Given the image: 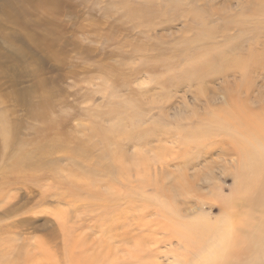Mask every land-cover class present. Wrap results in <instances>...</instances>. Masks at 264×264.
I'll use <instances>...</instances> for the list:
<instances>
[{"label": "rangeland", "instance_id": "1", "mask_svg": "<svg viewBox=\"0 0 264 264\" xmlns=\"http://www.w3.org/2000/svg\"><path fill=\"white\" fill-rule=\"evenodd\" d=\"M255 7L0 0V264L191 260L156 198L184 219L224 213L240 163L230 136L264 121Z\"/></svg>", "mask_w": 264, "mask_h": 264}, {"label": "bare ground", "instance_id": "2", "mask_svg": "<svg viewBox=\"0 0 264 264\" xmlns=\"http://www.w3.org/2000/svg\"><path fill=\"white\" fill-rule=\"evenodd\" d=\"M255 1L256 9L264 8L263 0ZM202 28L205 29L203 24ZM221 63L220 57L211 60L214 66ZM251 63L264 67V56L253 59ZM218 127L212 130L193 128V142L185 145L199 146L207 136L224 129L223 126ZM258 127L259 131L253 135L248 132L245 137L230 136L234 137L235 153L240 163L233 193L230 199L222 200L225 210L218 220L211 222L203 214L181 218L176 207L156 198L162 222L171 225V231L179 238L187 254L193 255L186 264H264V215L256 217L252 212L253 208L264 209V121L258 123ZM181 132L178 131L179 134ZM238 200H244L248 209L239 215L226 211L232 202L234 205ZM152 253L150 250V257Z\"/></svg>", "mask_w": 264, "mask_h": 264}]
</instances>
